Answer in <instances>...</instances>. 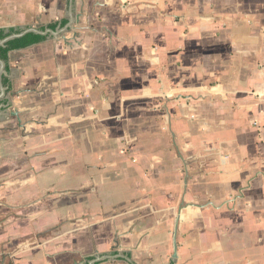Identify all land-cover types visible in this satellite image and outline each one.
<instances>
[{
  "label": "crops",
  "instance_id": "0c3cea01",
  "mask_svg": "<svg viewBox=\"0 0 264 264\" xmlns=\"http://www.w3.org/2000/svg\"><path fill=\"white\" fill-rule=\"evenodd\" d=\"M9 30L48 38L0 60V264H264V0H0Z\"/></svg>",
  "mask_w": 264,
  "mask_h": 264
},
{
  "label": "trees",
  "instance_id": "16d2710c",
  "mask_svg": "<svg viewBox=\"0 0 264 264\" xmlns=\"http://www.w3.org/2000/svg\"><path fill=\"white\" fill-rule=\"evenodd\" d=\"M53 26H51V29ZM17 32L15 30H9L7 34L4 33V31H0V41L10 36L11 34H14ZM48 36H42L34 33H27L19 38H15L13 40L8 41L4 47H0V60L7 63L8 61V54L12 51H18L22 49L29 48L31 46L37 45L39 43L44 42ZM6 70L8 68L6 67ZM8 81L6 77H2V85H7Z\"/></svg>",
  "mask_w": 264,
  "mask_h": 264
},
{
  "label": "water",
  "instance_id": "95a60500",
  "mask_svg": "<svg viewBox=\"0 0 264 264\" xmlns=\"http://www.w3.org/2000/svg\"><path fill=\"white\" fill-rule=\"evenodd\" d=\"M19 36H20V35H19ZM19 36H18V35H14V36H10V37H8V38L2 40V41L0 42V46H2L3 44H5V43L8 42L9 40L14 39V38L19 37ZM2 73H3V71H2V69H1V71H0V94L3 93V88H2V86H1V75H2ZM11 115H12V116H17L16 113H12Z\"/></svg>",
  "mask_w": 264,
  "mask_h": 264
},
{
  "label": "rangeland",
  "instance_id": "374dc122",
  "mask_svg": "<svg viewBox=\"0 0 264 264\" xmlns=\"http://www.w3.org/2000/svg\"><path fill=\"white\" fill-rule=\"evenodd\" d=\"M6 209H7V208H5V211H6ZM0 210H1V207H0ZM1 212H2V210H1Z\"/></svg>",
  "mask_w": 264,
  "mask_h": 264
}]
</instances>
